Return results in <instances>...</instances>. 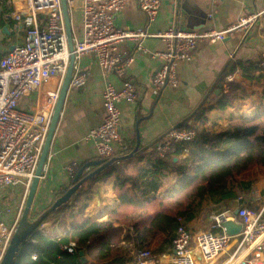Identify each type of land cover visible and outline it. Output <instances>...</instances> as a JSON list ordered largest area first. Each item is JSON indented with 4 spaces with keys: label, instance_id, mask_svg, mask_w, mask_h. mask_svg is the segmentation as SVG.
I'll return each instance as SVG.
<instances>
[{
    "label": "crops",
    "instance_id": "1",
    "mask_svg": "<svg viewBox=\"0 0 264 264\" xmlns=\"http://www.w3.org/2000/svg\"><path fill=\"white\" fill-rule=\"evenodd\" d=\"M160 2L158 18L149 28L151 33H165L172 27L190 32H203L211 28L224 30L235 26L242 17L250 15H258V17L252 28L243 27L222 42L199 41L193 60L189 63L179 62L176 66L178 78L176 88L166 87L160 91L155 89L152 85V77L160 68L161 60L152 58L149 54L134 53V44L131 42L120 45L118 54L121 60L134 55L127 72L139 93L136 102L120 106L122 114L119 133L129 145L128 154L135 151L132 158L116 163L125 178H134L139 169L150 168L151 163L158 158L154 146L171 128L185 124L209 132L223 133L228 129L231 117L238 115L253 117L260 107L264 106V80L260 84L247 81L238 67L240 62L264 61V0H160ZM11 11L12 1L0 0V53L3 55L9 54L16 44L23 41V33H17L14 28L15 22L10 17ZM71 25L72 33L80 36L79 11L71 14ZM115 25L129 30L145 28L146 17L138 8L136 0H132L117 14ZM142 44L150 53L166 48V43L158 38L145 39ZM79 65L86 75V83L82 88H70L68 92L44 173L27 216L29 224L50 208L54 201L63 195L61 193L74 184L71 179L72 173L70 174L68 168L83 167L89 162L100 160L94 145L85 141V136L103 120L102 94L106 81L119 89L122 80L115 75H109L105 80L93 54L85 55ZM229 75L233 76V82L243 91L238 90L235 94H229L232 99L231 105L225 110H220L216 104L218 97L222 90L224 93L227 92L226 87L221 86L219 82L222 77ZM60 83L59 78L49 80L39 91L25 96L19 102V108L31 113L43 112L47 94L59 90ZM217 90L218 94H216ZM201 107L209 109L204 115L203 122H201L202 117L191 119ZM189 151L190 147L187 151L181 152L177 149L171 154L174 165L159 171L161 188L154 196L141 199L147 205V212L143 213L146 218L145 224L158 211V206L154 204L156 200L163 201L176 195L181 181L179 167L189 156ZM113 167L114 165L101 175H109ZM94 169L87 168L81 178ZM252 170L242 173L233 182V188L243 202L239 199L228 201L219 205L215 213L226 211L234 214L239 206L250 210L264 208V173L261 177H256ZM114 179L112 175L101 182L91 184L92 179L84 183L76 194L87 192L86 197L80 198L75 194L67 204H74L72 211L67 215L62 213L56 221H43L41 224L48 233H41L63 237L72 224L83 220L104 222L114 210H117L116 218L121 222L114 223L115 227L126 228L128 223L127 221L125 224L122 223L121 218L125 219L140 212L133 205L120 204V193L114 186ZM128 187L129 184L126 185V188ZM86 198H89L86 202L87 206L81 210ZM23 201V190L0 187V222L8 225L16 224L17 228L26 200L22 206ZM207 213L210 212H206L204 216L178 218V220L194 232L204 231L211 225ZM53 228L57 230L54 231ZM171 239L164 234L157 235L145 249L150 250L161 261H166L171 253ZM246 252L247 250L243 249L222 262L228 255V253L224 254L213 264H238ZM134 253L132 252V256ZM86 258L89 263L90 259Z\"/></svg>",
    "mask_w": 264,
    "mask_h": 264
},
{
    "label": "built area",
    "instance_id": "2",
    "mask_svg": "<svg viewBox=\"0 0 264 264\" xmlns=\"http://www.w3.org/2000/svg\"><path fill=\"white\" fill-rule=\"evenodd\" d=\"M11 1L10 17L15 22L16 32L23 33V41L16 44L9 54L0 53V187L23 190L25 201L59 90L47 94L43 112H26L18 104L28 94L39 91L49 80L59 78L62 81L69 63V51L60 0ZM131 1L67 0L70 15L79 11L81 16V34L73 33L75 65L70 88L80 89L85 85L86 75L79 63L88 54L95 56L105 80L109 75L122 80L119 89L106 81L102 94L103 120L85 136V141L94 145L98 158L104 161L117 155L124 156L130 151L128 143L119 133L120 106L136 102L139 94L127 72L134 55L121 60L118 54L121 44L131 42L134 53L149 54L161 60L160 68L152 77L155 89L176 88V66L179 62L189 63L193 60L199 41L222 42L243 27L252 28L258 17H242L235 26L224 30L211 28L203 32H190L172 27L165 33H151L149 28L158 18L161 2L136 0L146 17L145 28L129 30L117 27V14ZM148 38L165 42V50L148 52L142 44ZM261 66L264 67V61ZM233 81V76L226 77L227 83ZM195 136V130L171 128L154 146L156 156L165 158L177 149L187 151ZM73 169L74 166L68 168L70 174L74 172ZM263 211L264 208L250 210L242 207L237 215L226 211L210 214L209 221L214 224L198 232L180 224L166 261H161L150 250H140L133 254L128 264H212L232 248H235L232 255L242 249L247 250L238 264H264ZM226 221L241 224V232L235 236L226 235L222 227ZM43 227L41 224L38 231L48 233ZM15 230L16 224L0 222V263ZM62 250L73 255L76 245L70 242L63 245Z\"/></svg>",
    "mask_w": 264,
    "mask_h": 264
},
{
    "label": "trees",
    "instance_id": "3",
    "mask_svg": "<svg viewBox=\"0 0 264 264\" xmlns=\"http://www.w3.org/2000/svg\"><path fill=\"white\" fill-rule=\"evenodd\" d=\"M261 63L262 60L238 63L243 78L260 84L264 80V67ZM225 79L226 77H222L219 82L227 88V93L222 90L216 103L220 110H225L231 105L229 94L243 91L240 86H236L234 82L227 83ZM208 110L201 107L191 119L202 117L203 122ZM175 128L195 130L196 136L189 144V156L179 167L181 181L176 195L163 201L156 200L154 204L158 206V211L146 224L143 213L147 212V205L141 199L154 196L161 188L162 182L158 178L160 169L165 170L174 165L170 154L165 158H157L148 169H139L134 178H125L114 164L109 175H99L91 182H101L114 175V186L120 193V204L133 205L140 212L124 219L128 224L123 242L130 243V247L118 248L111 238L103 239L122 228L114 225L117 221L120 222L116 218L117 210H114L107 221L83 220L72 224L63 237L33 231L21 245L14 264H81L78 255L80 251L90 259L88 264H126L132 260V252L144 250L157 235L164 234L173 239L181 224L178 218L200 217L208 211L213 214L218 211L219 205L228 201L239 199L243 202L234 190L233 182L236 177L254 167H264V106H261L253 117H231L228 129L223 133L209 132L185 124ZM80 168L82 166H74L72 180ZM65 192L66 190L61 195ZM86 193L76 195L81 198L86 197ZM87 201L89 198L84 200L85 204L81 210L85 209ZM73 208L74 204H66L43 221H56L62 213L67 215ZM101 238L103 241L92 247V242ZM70 242L76 245L73 255L62 250V246Z\"/></svg>",
    "mask_w": 264,
    "mask_h": 264
},
{
    "label": "water",
    "instance_id": "4",
    "mask_svg": "<svg viewBox=\"0 0 264 264\" xmlns=\"http://www.w3.org/2000/svg\"><path fill=\"white\" fill-rule=\"evenodd\" d=\"M60 5H61V11H62V16H63V22H64V27H65V32H66V38H67V46H68V51H69V63L67 66V70L65 72V75L60 83L59 87V92L57 96V100L55 102V106L53 108V112L50 118V123L47 131L46 138L44 140L42 150L39 156V160L37 163V167L35 170V175L34 178L31 182L25 205L23 208V213L21 220L14 232V235L4 253V256L2 258V261L0 264H14L16 256L18 255L21 245L30 237L31 233L35 230H38V227L40 224L43 222V220L52 214L53 212L57 211L64 205L70 203V200L72 197L79 191L80 187L86 183L94 179L95 177L103 174L108 168L113 166L116 163L126 161L134 156L135 151L130 152L129 154H126L124 156H116L111 158L108 161L104 160H97V161H92L89 162L88 164L84 165L78 173L75 175L73 178V185L68 188V190L59 198H57L52 206L45 210L34 222L28 223L27 222V216L30 213L33 199L39 184L40 179L43 176L44 169L46 166V162L48 159V155L50 152V147L52 144V140L54 137V133L56 131L58 122L60 120V116L62 113V109L64 107L65 100L67 98L68 92L70 90V83L72 80V75H73V69L75 65V55H74V47H73V33H72V25H71V15L69 12L68 8V3L67 0H60ZM5 32L6 29H5ZM240 77V76H238ZM218 90L216 91V94H218ZM95 168L93 171L88 173L84 178H81L83 175L84 171L87 168ZM242 206H239L235 212L234 215H237L238 212L241 210ZM207 216H210V213H207ZM212 225L214 222H211ZM222 227L224 229V232L228 236H235L239 234L242 230V226L239 223H235L233 221H226L222 224ZM43 234V233H42ZM80 257V262L81 264H87L88 260L84 256V252L80 251L78 253Z\"/></svg>",
    "mask_w": 264,
    "mask_h": 264
},
{
    "label": "rangeland",
    "instance_id": "5",
    "mask_svg": "<svg viewBox=\"0 0 264 264\" xmlns=\"http://www.w3.org/2000/svg\"><path fill=\"white\" fill-rule=\"evenodd\" d=\"M256 168V170H252V169H255ZM261 168V169H260ZM252 169H250V170H252V171H254L255 172V175H256V177L258 176V177H261L262 175H263V173H264V168L263 167H254V168H252ZM249 170V171H250ZM250 174H252V173H250ZM123 212H126V211H123ZM122 219V223H124L125 224V220H124V218H121ZM54 229V231H56L57 230V228H53ZM127 234V228H118V230L117 231H114V232H112V233H110L108 236H106V237H104L103 239H105L106 240V238H108V239H112V241H113V243H115L116 244V246L119 248H121V247H123V246H131V244L130 243H124L123 242V237H124V235H126ZM103 239L101 238L100 240H98V241H93L92 242V246L93 245H98L101 241H103ZM234 251H235V248H232L231 250H229L228 252H226L225 253V255L228 253V255H226L225 256V258H224V260H222V262L223 261H225L226 259H228V258H230V256L232 255V253H234ZM241 251V250H240ZM216 262V261H215ZM214 263V262H213ZM212 263V264H213Z\"/></svg>",
    "mask_w": 264,
    "mask_h": 264
},
{
    "label": "bare ground",
    "instance_id": "6",
    "mask_svg": "<svg viewBox=\"0 0 264 264\" xmlns=\"http://www.w3.org/2000/svg\"><path fill=\"white\" fill-rule=\"evenodd\" d=\"M242 250H243V249H242ZM242 250H241V251H242ZM241 251H239V252H241ZM239 252H237L236 254H238ZM236 254H234V255H236ZM234 255H232V256H230V257H233Z\"/></svg>",
    "mask_w": 264,
    "mask_h": 264
}]
</instances>
